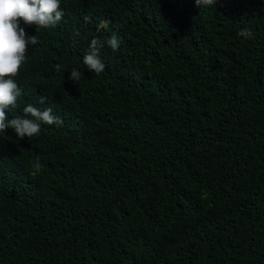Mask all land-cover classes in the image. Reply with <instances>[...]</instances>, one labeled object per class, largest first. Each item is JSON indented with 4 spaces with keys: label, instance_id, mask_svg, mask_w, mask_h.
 I'll return each instance as SVG.
<instances>
[{
    "label": "trees",
    "instance_id": "obj_1",
    "mask_svg": "<svg viewBox=\"0 0 264 264\" xmlns=\"http://www.w3.org/2000/svg\"><path fill=\"white\" fill-rule=\"evenodd\" d=\"M61 10L55 28L21 24L40 42L8 116L32 103L63 124L0 133V264H264V0ZM113 33L89 72L91 39Z\"/></svg>",
    "mask_w": 264,
    "mask_h": 264
},
{
    "label": "clouds",
    "instance_id": "obj_2",
    "mask_svg": "<svg viewBox=\"0 0 264 264\" xmlns=\"http://www.w3.org/2000/svg\"><path fill=\"white\" fill-rule=\"evenodd\" d=\"M217 0H194L195 7L211 8ZM64 16L61 10V0H0V133L11 129L18 139L32 138L41 132V125L62 126L63 120L53 113L52 107L41 109L32 103L23 107V116L9 118V109L18 106V99L23 95L16 82V77L26 62L29 46L37 45L40 41L37 35L29 36L25 26H35L36 32L55 28ZM89 22V17L84 18ZM75 35L79 36L77 31ZM238 35L250 38L253 33L249 29H242ZM105 43L113 51L119 49L120 37L113 33L106 41L99 37L91 39L87 53L82 62L91 73L100 74L105 70L101 59V50ZM62 65H54V70L59 73ZM83 73L72 69L68 79L77 82ZM45 98L41 97L40 104ZM42 167L39 157L32 162L33 170Z\"/></svg>",
    "mask_w": 264,
    "mask_h": 264
}]
</instances>
